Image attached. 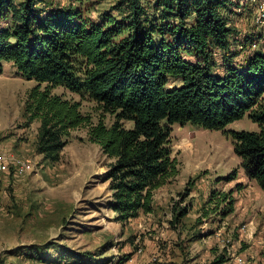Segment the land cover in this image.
I'll return each mask as SVG.
<instances>
[{"label": "trees", "instance_id": "trees-1", "mask_svg": "<svg viewBox=\"0 0 264 264\" xmlns=\"http://www.w3.org/2000/svg\"><path fill=\"white\" fill-rule=\"evenodd\" d=\"M81 2L0 0V74L13 62L37 81L25 105L26 125L39 121L36 152L59 161L72 131L87 128L110 159V208L127 222L152 212L155 191L180 171L173 124L225 130L248 114L259 129L229 134L246 176L264 190V50L233 63L232 0H154L150 10L142 0H121L120 15L97 19ZM57 87L95 101L114 120L94 122Z\"/></svg>", "mask_w": 264, "mask_h": 264}, {"label": "rangeland", "instance_id": "rangeland-1", "mask_svg": "<svg viewBox=\"0 0 264 264\" xmlns=\"http://www.w3.org/2000/svg\"><path fill=\"white\" fill-rule=\"evenodd\" d=\"M51 1L53 6L72 2ZM120 1L82 0L81 6L86 16L97 19L105 11L120 15ZM142 1L152 9L154 0ZM231 7L228 20L236 29L231 59L243 66L254 51L264 50V27L253 25L249 0H232ZM255 40L258 46L252 49ZM223 58L217 55L220 63ZM36 84L13 62L4 63L0 150L31 160L34 169L21 175L11 170L0 180V264H51L65 257L73 263L214 264L222 258L220 264H237L238 255L247 264H264V190L246 176L229 134L259 129L248 114L225 130L173 124L179 173L155 191L152 212L119 222L105 180L110 159L89 139L87 128L72 131L59 161L36 152L39 121L27 126L25 115L28 92ZM54 91L81 101L82 111L94 122L114 120L93 100L63 87ZM183 207L187 213L181 217L177 213Z\"/></svg>", "mask_w": 264, "mask_h": 264}, {"label": "built area", "instance_id": "built-area-1", "mask_svg": "<svg viewBox=\"0 0 264 264\" xmlns=\"http://www.w3.org/2000/svg\"><path fill=\"white\" fill-rule=\"evenodd\" d=\"M250 6H252V23L256 27H264V0H249ZM251 48L256 49L258 41L251 43ZM34 169V163L31 160L25 159L20 156L8 154L5 151L0 150V178L4 173H8L11 170L15 171V174H24ZM237 264H247L245 259L238 255L235 256Z\"/></svg>", "mask_w": 264, "mask_h": 264}, {"label": "crops", "instance_id": "crops-1", "mask_svg": "<svg viewBox=\"0 0 264 264\" xmlns=\"http://www.w3.org/2000/svg\"><path fill=\"white\" fill-rule=\"evenodd\" d=\"M8 173H4L1 175V178L0 180L4 181L8 178ZM55 262L51 264H72L73 262L72 261H69V259L67 257L65 258H60L59 260H54ZM75 263H82V264H93V263H85L83 260H80V261H76Z\"/></svg>", "mask_w": 264, "mask_h": 264}]
</instances>
